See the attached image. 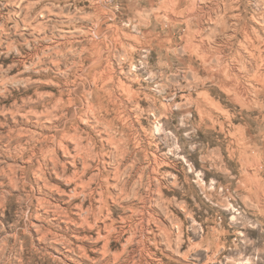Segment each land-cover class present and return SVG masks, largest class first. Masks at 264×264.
I'll return each instance as SVG.
<instances>
[{"label": "clouds", "instance_id": "clouds-1", "mask_svg": "<svg viewBox=\"0 0 264 264\" xmlns=\"http://www.w3.org/2000/svg\"><path fill=\"white\" fill-rule=\"evenodd\" d=\"M0 58V117L37 129L11 137L15 182L0 172V264H43L44 212L23 177L38 179L68 133L88 151L65 148L72 167L58 168L80 204L63 201L76 217L64 230L92 231L71 255L55 249L66 264H159L154 245L167 264H264V0H0ZM29 86L35 100L7 106ZM169 207L183 220L152 230L149 210Z\"/></svg>", "mask_w": 264, "mask_h": 264}, {"label": "rangeland", "instance_id": "rangeland-1", "mask_svg": "<svg viewBox=\"0 0 264 264\" xmlns=\"http://www.w3.org/2000/svg\"><path fill=\"white\" fill-rule=\"evenodd\" d=\"M219 43V41H218ZM46 47H51V45H45ZM3 58H0V61H2ZM12 60L9 58L7 61H3L4 67H8V64L11 63ZM18 67V66H17ZM17 68L14 67L10 75H15ZM102 75V73H101ZM227 79H231L229 75L226 73ZM224 85H221L220 88L216 89V93L219 95H222L224 97L229 96L232 91L228 90V88L225 90ZM56 87L55 83H48V84H42L41 87L38 89L40 93L48 92L50 94H54L53 90ZM12 97L15 99L12 100L10 98L9 102L7 103V106H11L12 103H17V104H26L28 103L29 100H35V97L33 96V92L37 91L36 89H33L31 86L25 90V88L20 87L19 91L12 89ZM125 91H127V88L125 87ZM229 92V93H228ZM208 97V102L210 104L215 105L214 111L219 110L223 114H230L227 103L223 99H217V95H215L212 92L206 93ZM0 172H9L12 176L13 173L12 171L16 172V164H19L20 168L24 167L23 163L16 162L12 159L10 155V151L13 149V147L16 144V140H12L11 137L13 135H16L17 133L19 134V137L23 139L27 133L29 132H36L37 129L29 127L26 122V118L21 114V115H16L15 120L13 119V116L11 113L7 117H0ZM19 125V127H17ZM86 131V129H85ZM42 135L47 138L48 133L44 132L41 133ZM69 140L67 143H65V146L69 149L68 151L72 152L73 149L79 148L82 153H86L88 151V144L84 140L83 136H80L79 138L72 133H68ZM11 141V142H10ZM71 148V149H70ZM86 152H85V151ZM52 157V155L50 156ZM55 159H57L60 162V167H62L66 163V155L63 151L59 152L58 157L54 156ZM81 167H84V165H81ZM45 181L40 182V186H37L36 184V176L35 175H25L24 177L26 178V185L25 187L30 186L34 192L37 193V198L39 200V203L43 202L45 203V207L42 208V211L48 215L44 217L43 219L44 222L41 224H36L34 226V231L32 233L33 237V243L32 247L34 248L37 256L39 259L43 262V264H66L64 260V253L62 252L61 254H57L56 248H64V250L71 255V250L69 248H65L66 244L65 241L62 243V238H59L58 240L55 239L53 236L49 240L48 236L46 239L43 241L41 240V234L37 232L40 228L43 231H46L45 229H50L54 233H57V235L64 237L66 240L71 241L73 243H77L80 241L81 235H87L88 232H91L92 230H88V232H81L79 230L77 231H72L71 229L65 231V227L69 224L72 225V228H75V223H76V217L73 214V212L65 206V203L63 201L69 200V199H74L72 196L74 194L69 192V187H74L73 184H69L68 180L71 178V175L65 179L60 171L55 168L53 163H49L48 167H45ZM16 175L19 176V173L16 172ZM72 194V196H71ZM167 195V193H165ZM47 201V202H45ZM76 208L80 206L79 204V198L76 200ZM41 203V204H43ZM48 203V204H47ZM51 204V205H50ZM49 206V207H46ZM52 206V208H51ZM54 207V209H53ZM56 207H61L65 213L62 216H57L54 213V210ZM49 208V209H48ZM51 208V209H50ZM46 211H45V210ZM50 211V212H49ZM130 211H137L136 209H130ZM161 212V209L159 208H153L150 209L149 212L147 213L152 217V225L151 229L156 230L161 232L162 234H167L169 231V226L172 223V218L173 217H178L179 219L183 220V215L179 211L178 208L175 207H169L165 210H163V214H158ZM51 214V215H50ZM73 214V215H72ZM140 215H145L144 212H140ZM50 215V216H49ZM115 215V214H113ZM55 216V217H54ZM66 218H65V217ZM67 216L71 217L72 219L67 218ZM62 217V218H61ZM64 217V218H63ZM61 218V219H60ZM47 220V221H46ZM71 220V222H70ZM75 221V222H74ZM38 229H37V228ZM36 233V234H35ZM38 233V235H37ZM61 239V241H60ZM41 240V241H40ZM56 245V246H55ZM79 248L80 250L84 253V259L88 260L89 262L91 261H96L98 257L90 252L88 250V242L83 241L79 243ZM159 248V250H158ZM103 253V252H102ZM101 253V254H102ZM111 253L113 254H118L115 248L111 247ZM149 256L152 259H155L156 261L159 262V264H167V254L163 253V245L153 246L150 249H148ZM86 256V257H85ZM63 258V259H62Z\"/></svg>", "mask_w": 264, "mask_h": 264}, {"label": "bare ground", "instance_id": "bare-ground-1", "mask_svg": "<svg viewBox=\"0 0 264 264\" xmlns=\"http://www.w3.org/2000/svg\"><path fill=\"white\" fill-rule=\"evenodd\" d=\"M228 75V74H227ZM230 77H231V79H232V76L231 75H229ZM230 78H229V80H231ZM223 87H225V90L228 88V90H231L232 91V88H230V87H228V86H223ZM229 93V92H228ZM65 148H67L66 146H65V144H63L62 146H61V149H60V151H63ZM68 149V148H67ZM71 149V148H70ZM69 150V149H68ZM60 151H56L55 149H53V150H51V155H52V157H50L49 158V160H48V162H47V165L46 166H42L41 168H40V175H39V178L37 179V177H36V184H37V186H40V182H42V181H45V167H48L49 166V163H53L54 164V166H55V168L56 169H58L61 165H60V162L57 160V159H55V157L54 156H56V157H58V155H59V152ZM85 151V150H84ZM70 152V151H69ZM86 152V151H85ZM50 155V156H51ZM56 161H58V164L56 163ZM28 163H31V160H29L28 161ZM65 170H68V169H70L72 166L71 165H69V164H64L63 166H62ZM85 167V166H84ZM12 173H13V182H15V178H18V176L16 175V172L15 171H12ZM72 177L68 180V183L69 184H71L70 182L72 181ZM23 182H24V185H26V178L25 177H23ZM74 185V187H77V185H75V184H73ZM71 196H72V194H71ZM72 198H74L75 200L78 198V196L77 195H73L72 196ZM73 199V200H74ZM45 202H47V201H45ZM41 203H43V202H41ZM40 203V207H41V210H42V208L43 207H45V203H43V204H41ZM48 204V203H47ZM44 205V206H43ZM51 205V204H50ZM43 206V207H42ZM46 207H49V206H46ZM80 207V206H79ZM79 207L77 208V209H79ZM51 208H52V206H51ZM50 208V209H51ZM61 208V207H60ZM59 207H56V209L54 210V213L57 215V216H62L65 212L62 210V209H60ZM49 209V208H48ZM53 209H54V207H53ZM45 210V209H44ZM46 211V210H45ZM50 212V211H49ZM133 212H136V211H133ZM67 213V212H66ZM68 214V213H67ZM46 215H48V214H46V213H44V217H46ZM51 215V214H50ZM49 215V216H50ZM65 215V214H64ZM73 215V214H72ZM55 217V216H54ZM65 217V216H64ZM63 217V218H64ZM62 218V217H61ZM60 218V219H61ZM66 218V217H65ZM67 218H69V219H72L71 217H69V216H67ZM45 220V219H44ZM73 220V219H72ZM47 221V220H46ZM70 222H71V220H70ZM75 222V221H74ZM36 226V225H35ZM37 228V227H36ZM38 229V228H37ZM46 231H43L41 228L37 231V232H39L40 234H41V240L43 241L44 239H46L48 236H50V237H54L55 239H59V238H62L63 240H62V243H63V241H65L66 242V244H68V245H72V242L71 241H68V240H66L64 237H62V236H59V235H57V233H54L52 230H50V229H45ZM36 234V233H35ZM37 235H38V233H37ZM49 238V237H48ZM40 240V241H41ZM60 241H61V239H60ZM64 244V243H63ZM56 246V245H55ZM111 244L109 245V248L111 249ZM102 255H108V252H103L102 253ZM113 255L114 256H116L117 257V259L119 258V253L118 254H114L113 253ZM64 257V256H63ZM86 257V256H85ZM63 259V258H62ZM84 259V258H83Z\"/></svg>", "mask_w": 264, "mask_h": 264}]
</instances>
